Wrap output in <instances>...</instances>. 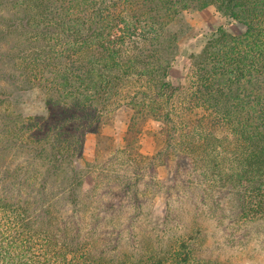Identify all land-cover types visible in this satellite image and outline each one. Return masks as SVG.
Returning <instances> with one entry per match:
<instances>
[{"label":"trees","instance_id":"trees-1","mask_svg":"<svg viewBox=\"0 0 264 264\" xmlns=\"http://www.w3.org/2000/svg\"><path fill=\"white\" fill-rule=\"evenodd\" d=\"M209 7L245 31L221 26L175 84L184 35L175 25ZM0 44V264H220L201 254L195 221L167 240L180 201L168 200L154 235L107 222L142 215L163 167L175 186L189 172L197 188L232 193L244 219L264 218V0H0ZM10 85L40 90L44 114L14 109ZM124 107L133 112L125 145L79 169L87 135ZM150 118L162 146L145 155ZM77 214L113 226L101 251L74 228Z\"/></svg>","mask_w":264,"mask_h":264},{"label":"rangeland","instance_id":"rangeland-1","mask_svg":"<svg viewBox=\"0 0 264 264\" xmlns=\"http://www.w3.org/2000/svg\"><path fill=\"white\" fill-rule=\"evenodd\" d=\"M221 26L234 35L245 31L243 25L222 15L216 7L189 11L182 16L175 25V31L184 32V35L180 40L178 58L170 74L173 83L185 82L183 68L187 57L192 53H199L206 39L216 33ZM3 49V45L0 44V52ZM7 89L14 109L23 114H44L45 99L40 90L18 92L16 87L11 85L7 86ZM132 116V110L124 107L103 120L100 134L92 132L87 135L84 157L76 163L77 167L84 170L87 164L95 163L99 149L104 152L111 143L116 147L124 146ZM161 128V122L152 118L147 121L139 138L140 150L143 154L154 155L160 149ZM183 176L187 179V185H182L183 180H180L181 184L175 186L173 171L170 168H161L156 180L160 183L161 193H156L147 200L143 214L134 217L133 221L126 219L127 214L121 217L116 214L106 218L107 222L110 224L123 222L129 231L138 233L139 236L157 233L165 228L168 230L166 235L168 240L169 237L184 234L186 230L181 221L187 228H191L195 221L203 238L199 250L207 259L220 264H264V218L250 215L244 219L235 196L228 190L217 188L206 191L195 186L196 181L189 172L184 173ZM168 200L182 203L184 206L182 215L177 217L168 228L164 226L160 229L166 217ZM59 207L65 214L70 213L71 208L66 203L59 204ZM76 221L74 228H78L82 240L96 242L101 251L103 243L106 242L105 238L111 236L108 232H112L113 226L102 227L82 214H77ZM59 228L65 230L62 224H59ZM130 249V246L126 245L114 251L110 249L111 253H109L116 255Z\"/></svg>","mask_w":264,"mask_h":264}]
</instances>
